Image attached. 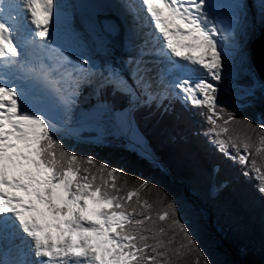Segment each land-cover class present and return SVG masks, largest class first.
<instances>
[{
	"label": "trees",
	"instance_id": "1",
	"mask_svg": "<svg viewBox=\"0 0 264 264\" xmlns=\"http://www.w3.org/2000/svg\"><path fill=\"white\" fill-rule=\"evenodd\" d=\"M255 82L251 74L235 82L246 91L238 112L226 106L227 79L218 82L222 91L199 103L177 99L162 106L144 103L133 111L148 152L169 175L156 162L138 157L119 136L114 113L129 107V97L111 84L97 99L81 86L77 102L86 98L83 107L89 110L104 105L103 140L93 145L60 133L43 136L39 161L55 182L73 177L71 197L128 219L118 233L128 239L131 264H233L218 251L183 187L170 178L207 204L224 243L241 249L244 264H264V88ZM240 154H246L243 164ZM104 202H109L107 211L100 206Z\"/></svg>",
	"mask_w": 264,
	"mask_h": 264
},
{
	"label": "bare ground",
	"instance_id": "2",
	"mask_svg": "<svg viewBox=\"0 0 264 264\" xmlns=\"http://www.w3.org/2000/svg\"><path fill=\"white\" fill-rule=\"evenodd\" d=\"M109 3L111 12L120 17V22L130 38V44L125 45L121 52L101 36L93 20H90L93 23L90 27L84 23L85 16L76 11L72 0H0V54L19 47L21 39L32 35L47 21L39 16L37 8L41 6L47 10L57 8L65 14L61 22L52 23L54 32L46 38L47 46L57 58H69L74 63H83L90 71L98 68L94 66L98 62L100 66H104V70L109 67L112 70L118 69L123 78H126L125 73H128L129 77L134 71L133 75L137 76L132 77L139 88H142L146 103L155 101L153 95H165L166 87L163 84L168 79L162 81L156 78L162 70L165 75L175 80L176 85L173 86L184 87L187 78L182 76V72L173 70L171 64L175 60L170 63L163 61L166 57L181 59L191 73L210 77L216 67L224 69L211 52L213 46H216L220 49L217 52L223 55L224 62L234 60L238 54L236 66L253 73L250 49L253 38L259 36L261 30L258 27L257 33L253 21L258 20L259 16H250L246 0H195L194 3L198 5L194 14L179 23L167 22L159 16V20L163 21L167 29L175 31L174 38L170 39L167 37V30L161 29L159 23L151 26L157 38L153 34L151 36L149 23L142 18L143 11L151 19L152 12L156 10L150 0H110ZM232 29H237L238 33L234 34ZM68 34L72 36L68 38ZM63 35H66L64 40L61 39ZM235 36H238L237 47L232 44L235 42ZM159 44L163 45L164 51H161ZM159 52L164 53L163 60L160 59ZM145 53L152 55L147 56ZM206 59H209L212 65H202ZM146 60L150 62L147 63ZM157 62H162L158 73L155 65ZM0 64L6 65L7 62L2 61ZM68 74V71H63V78ZM76 74L73 73L74 76ZM159 85L163 86L161 90ZM197 89L198 84H187V96L196 95ZM67 97L71 99V96ZM63 99L64 96L59 98V104H65ZM140 99L142 100V95ZM31 103L35 105H30ZM137 104L133 101L125 110L115 112L114 122L130 148L140 158L148 159L151 154L131 121ZM65 115L51 108L49 104H40L33 97L22 96L16 90L0 94V215L10 207L12 218L20 228L15 231L17 227L14 225L10 231L11 235L3 242V264H25L28 261H23V255L32 257V264H69L75 260L81 264L107 262L106 255L99 256L113 241L106 228H101L109 225L107 218L95 213V221L92 222L69 217L65 223L62 220L55 223L57 221L49 220L50 216H43L37 200L36 165L33 157L20 148L28 140L31 120L45 122L50 128L64 122L72 130L79 131L86 127L91 128L98 123L99 118V115H85L68 122ZM32 195L36 196L37 204L32 201ZM199 211L205 215L202 207H199ZM212 225L208 226V229L216 239L217 232L213 222ZM23 242L28 244L29 250L23 248ZM16 247L18 251L15 250ZM236 257L239 258V255L236 254ZM112 264H116V260Z\"/></svg>",
	"mask_w": 264,
	"mask_h": 264
},
{
	"label": "rangeland",
	"instance_id": "3",
	"mask_svg": "<svg viewBox=\"0 0 264 264\" xmlns=\"http://www.w3.org/2000/svg\"><path fill=\"white\" fill-rule=\"evenodd\" d=\"M247 4H248V11L250 13V16L252 18L258 17L259 19L255 22L256 24V30L257 33H259V30H262L264 28V7H263V2L264 0H246ZM142 13V12H141ZM144 20L149 19V16H146V14H144V12L142 13ZM104 16H107V14H105ZM146 16V17H145ZM249 16V18H250ZM22 19V18H21ZM84 23H88V26H90L89 24L91 23V25L93 24L88 17H85L84 19ZM21 21V20H20ZM93 22H97L96 19L93 20ZM97 25V24H96ZM122 31H123V48L125 47V45H127L128 43L130 44V38L127 35V32L125 31L123 25L120 23ZM259 27V30H258ZM98 28V27H97ZM241 29H246L245 27H241ZM99 31V30H98ZM68 32V31H67ZM232 32L234 34L238 33V30H234L232 29ZM66 33V32H65ZM153 33L151 32V35ZM154 35V34H153ZM66 35L62 36V40L65 39ZM70 34L67 35V37L69 38ZM102 36V35H101ZM258 36V35H257ZM255 36L253 38V40L257 37ZM103 37V36H102ZM154 37V36H153ZM104 38V37H103ZM105 39V38H104ZM106 40V39H105ZM233 45H235L236 47L238 46L239 42H238V36H235V42L232 43ZM232 44L229 43V46L232 47ZM151 45H153L152 41H151ZM150 48V47H149ZM155 49V48H154ZM220 49H218L216 46H213L211 52H213V54H215L216 59L219 61V65L223 66L224 69L220 70L218 67H216L211 73H210V77H207L205 75V77L208 80H211L212 82L208 83V85H214L217 86L218 82L222 81L223 79H227L228 80V85L225 89V95L228 98V101L226 102V106H228L230 109L233 110V112H238V110L242 107L238 104V102L244 97V94H246L245 90L239 89L236 85V81L238 78L250 74L249 71L247 70H241L239 69V67L241 66H236L235 63H237L238 58L236 54V58H234V60H230L227 62H224L222 57L223 55L220 54ZM144 55L150 56L152 54L149 53H145ZM148 59V58H147ZM181 60V59H180ZM147 63L150 62L149 60H146ZM209 59H206V61L202 62V65H212V62ZM98 63V62H97ZM95 64L94 66H97L98 68H94L92 69V73H93V80L92 82L90 81L87 85H85L84 87H86L89 92H88V96L89 97H96L98 96V92L97 89H99L101 94L102 88L101 85H108L111 84L113 85L116 89L128 94V97L131 98L129 99V104L131 102L134 101L135 104H137L134 108V111L139 108V106L143 105L144 103H146V101L144 100V95L142 93V88H139V85L136 84V82H134L135 80L133 79L132 76H134V78H136L137 75H133L128 77V73L126 75V78H123L120 76V72L118 69L115 70H111L113 71L111 75H108V70L110 69L107 68V70H104V66H100L99 63ZM132 63V61H131ZM157 72L158 69L160 68V64L157 63ZM226 67L229 69H226ZM130 68V67H129ZM118 75V77L115 76ZM156 84V83H155ZM167 85V83H165ZM82 85L81 83L78 84ZM164 85V84H163ZM256 85L259 87H262V85L260 84V82L258 80H256ZM162 85H159L158 88L161 90ZM211 87V86H210ZM220 89V87H219ZM177 91L173 92V94H171L170 91L167 90V98L169 103L170 101H174L175 99H180L182 102H185L186 100V95L185 92L182 89H176ZM204 90H207V88L205 87V84H201L200 85V91H199V97L196 98L195 103H199L202 101V99L205 98V94H204ZM219 91V90H218ZM222 91V88L221 90ZM142 95V100L140 99V96ZM154 97V96H153ZM135 99V100H134ZM208 99L210 100L211 103L212 99L210 97H208ZM160 101V99H158ZM140 101V102H139ZM86 98H84L82 101H80V103H76L75 105L71 106V109L69 111V113H66L67 115H65V118L68 122H71L73 119L75 118H80L82 116L85 115H90V116H94V115H99L98 118V123H96L94 126H92L91 128H83L79 131H74L70 128V126H67L66 123L62 122L59 126L55 127V128H50L46 125L45 122H41L40 120H31L30 121V127H29V131H28V140L26 142L25 145L21 146L20 148L22 150H24V153H27L29 156L33 157L34 163L36 165V172H37V187H38V197L37 200L40 203V207L42 208V215L44 216H50L49 220L55 222V223H59V221L62 220L63 223L66 222V220L69 217H72L73 219H79L83 222H92L95 221L94 218V214L98 213L100 214L101 211L99 210V206L96 202L90 201V200H86V199H78L76 197H71L69 195V190H70V186L73 182V177L70 174H67L65 179L61 182H55L52 177H51V172L50 170H48V168H46L45 166H43L38 158V154H37V148H38V143L41 137L45 136V137H50L53 133H60L62 136L64 137H68L71 139H74L75 141L78 142H86V143H90V144H99L102 140H103V131H102V118L105 115V109H104V105H97L96 107H93L89 110V107H83V104H86ZM194 103V104H195ZM30 105H35L34 104H30ZM89 110V111H87ZM115 114V113H114ZM132 120V119H131ZM117 129V128H116ZM117 132L119 134V136L122 138V136L120 135V130ZM92 133L94 136L90 139H81V136L83 134H90ZM262 137V136H261ZM260 140V139H259ZM127 143V142H126ZM128 144V143H127ZM25 147V148H24ZM130 147V146H129ZM24 148V149H23ZM260 149L262 148V145H260L259 147ZM258 150V149H256ZM239 159L241 164H243L245 162L246 159V154H240L239 155ZM185 187V186H184ZM186 188V187H185ZM36 196L32 195L31 199L34 202V204H37L36 201ZM204 203V202H203ZM206 204V203H204ZM100 206L103 207V210H108L109 209V202H104L102 203ZM207 206V204H206ZM85 210V211H84ZM196 210V209H195ZM108 215V214H107ZM200 217V215H199ZM107 218V224L109 222V225H106L107 228V233L108 236L113 237V241H111L110 246L107 247L106 250H102V252L99 254V256H107V263H111L116 260V264H131V259H133V257H131L130 255V251L128 252L127 249L129 247V243H128V239L123 238L119 233H118V228L120 226H122L128 219L121 215V214H117V215H113V216H106ZM201 220V217H200ZM214 225L220 234H218L219 238H222L223 240V234L224 232L217 226V222L213 221ZM111 225V226H110ZM214 237V236H213ZM105 239V238H104ZM217 239V238H216ZM121 241V242H120ZM110 242V240H109ZM23 248L29 250L30 247L28 246V244H26V242H23ZM228 247V246H227ZM17 250V247L15 249ZM5 252V250L3 251L1 248L0 251V264H3V257L5 256V254L3 255V253ZM235 253L237 255H239V259L240 261L244 262V253H242L241 249L238 251H235ZM18 254V252H17ZM23 261H28L30 264H32V257H28L23 255ZM28 262H26L25 264H28Z\"/></svg>",
	"mask_w": 264,
	"mask_h": 264
},
{
	"label": "water",
	"instance_id": "4",
	"mask_svg": "<svg viewBox=\"0 0 264 264\" xmlns=\"http://www.w3.org/2000/svg\"><path fill=\"white\" fill-rule=\"evenodd\" d=\"M96 24H97V27H98L100 34L110 43V45H112L115 49H117L119 52H121L123 50V46H122L123 45V31H122L120 23L111 15H109V16L107 15V16L100 17L97 20ZM250 50H251V58H252L251 64H252V69H253V73L250 72V74L253 75V77L255 78V81L258 80L260 82V84L262 85V87H260V88H264V28L260 31V35L257 36L253 40V43L251 45ZM239 69H240V67H239ZM250 74H247V75H250ZM244 76H246V75H244ZM244 76H242L240 78H243ZM131 121L134 125L136 132L139 134L141 139L146 143L145 139L142 137V135L138 132L137 128L135 127V124L133 122V118ZM148 159L156 162L159 169L162 172H164V174L169 175L168 172L161 166V164L155 160V158H153L151 156ZM170 180L174 185L183 187L184 194L186 195L187 199L190 201V203H192V205L194 206V208L196 209V211L200 215L201 222L203 223L204 228L206 229L209 237L215 242L218 251L225 254V255L230 256L233 259L232 260L233 264H244L243 261H240V259L238 257H236L235 251H233L229 247H227L228 245H226L224 243L222 238L218 237V234H220V233H219L218 229L215 227L216 226L215 224H214L215 225L214 229H215V232H217V239H215L211 236V233L208 229V226H213L212 225V222H213L212 215H211L209 208L206 206V204H204L199 199L198 194L189 192L184 187V185L175 182L172 178H170ZM199 207L203 208V210L205 211V215H202L200 213Z\"/></svg>",
	"mask_w": 264,
	"mask_h": 264
}]
</instances>
